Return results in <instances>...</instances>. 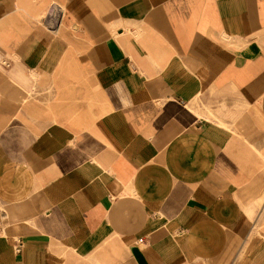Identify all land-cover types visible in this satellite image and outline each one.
<instances>
[{
  "label": "crops",
  "instance_id": "0c3cea01",
  "mask_svg": "<svg viewBox=\"0 0 264 264\" xmlns=\"http://www.w3.org/2000/svg\"><path fill=\"white\" fill-rule=\"evenodd\" d=\"M0 264H264V0H0Z\"/></svg>",
  "mask_w": 264,
  "mask_h": 264
},
{
  "label": "built area",
  "instance_id": "2783aa9c",
  "mask_svg": "<svg viewBox=\"0 0 264 264\" xmlns=\"http://www.w3.org/2000/svg\"><path fill=\"white\" fill-rule=\"evenodd\" d=\"M51 15H52V20H53L52 25H53V27H56L58 25V23H59V20L56 17V15H54V14H51Z\"/></svg>",
  "mask_w": 264,
  "mask_h": 264
},
{
  "label": "rangeland",
  "instance_id": "374dc122",
  "mask_svg": "<svg viewBox=\"0 0 264 264\" xmlns=\"http://www.w3.org/2000/svg\"><path fill=\"white\" fill-rule=\"evenodd\" d=\"M253 246H254V244H253V243H251V244H250V246H249V248L251 249Z\"/></svg>",
  "mask_w": 264,
  "mask_h": 264
}]
</instances>
